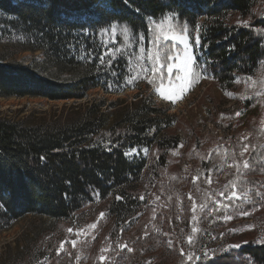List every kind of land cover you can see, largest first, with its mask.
Listing matches in <instances>:
<instances>
[{"label":"trees","instance_id":"obj_1","mask_svg":"<svg viewBox=\"0 0 264 264\" xmlns=\"http://www.w3.org/2000/svg\"><path fill=\"white\" fill-rule=\"evenodd\" d=\"M262 1L108 0L110 9L104 11L93 8L96 0H0V97L72 101L20 119L0 117V235L31 218L21 234L22 243L7 244L0 252V264H64L62 259L68 255L73 264H84L74 262L70 244L64 245L69 254L57 255L56 249L61 241L71 239L68 228L88 223V208L109 210L96 223L101 233L98 241L103 244L124 242L135 247L155 235L151 227L159 219L163 230L172 233L174 209L178 201L186 205L187 187L177 180L179 169L172 171L174 176L167 172L170 154L180 145L179 134L171 130L176 115L155 105L142 91L143 85L154 88L161 83L149 71H140L150 63L148 50L155 51L154 22L172 12L179 30L187 26L197 68L206 69L224 96L241 104L239 113L247 114L237 119L243 120L264 104V11L257 9ZM110 24L116 25L114 35L102 31ZM124 26L130 30L127 39ZM197 31L198 46L194 43ZM113 47L124 50L113 53L111 64L107 57L101 63L98 57ZM165 48L173 56L177 51L172 43ZM26 52L32 56L18 58ZM237 85L242 90L235 93ZM94 89L105 95L139 92L131 101L95 97L78 101ZM236 109L227 108L221 116L230 120ZM246 125L249 132L242 140L226 135L201 152L186 174L189 186H195L194 175L201 182V175L211 170V180L219 178L213 190L221 192L236 180L241 190L248 189L253 196L257 191L264 193V129ZM245 145L243 156L251 168L241 167L240 175H229L226 165L239 157ZM132 146L147 149V157L129 159L124 153ZM158 183L162 194H167L163 199L170 206L168 211L153 220L145 212L130 216L124 211L131 205H146V196L159 188ZM57 228L63 236L56 233ZM150 245L142 256L155 254L157 247ZM136 255L123 250L111 264L127 260L144 264L137 262ZM184 261L179 256L175 263ZM220 261L264 264V243L231 249L206 264Z\"/></svg>","mask_w":264,"mask_h":264},{"label":"rangeland","instance_id":"obj_2","mask_svg":"<svg viewBox=\"0 0 264 264\" xmlns=\"http://www.w3.org/2000/svg\"><path fill=\"white\" fill-rule=\"evenodd\" d=\"M257 9L264 11V0L260 6L257 7ZM162 21L164 31H167L169 26H171L177 33L181 32V30L174 25L173 20L165 21L162 17L154 22L157 34L159 33L157 32L156 24L161 23ZM186 35L189 36L187 33ZM196 45L198 46V44ZM175 46H177V51L174 56L182 57L184 53L183 46L179 44ZM188 50L194 55L196 62V48L191 43V40ZM31 56L32 55L30 53L26 52L18 56V58H30ZM201 70V68H196L197 72H200ZM164 86H168V80L164 83ZM240 89L241 87L237 85L234 92L237 93ZM142 91H144V96H150L152 98L155 105L162 106L163 108L168 109L169 114L176 115V124L171 130L179 134L180 145L176 151H172L170 154L167 172L172 176V171L176 169L180 170L181 176L177 180L183 185L186 184L187 202L186 205H182L179 201L176 204L174 209L175 219L172 233L163 230V224L159 219L154 223L155 225L153 224L151 227L156 229V231H154L155 235H149V239L139 241L135 245L136 248L130 247L133 249L132 252H128L127 248H125V252L133 255L138 253V255H136V257H138L137 262H142L144 264H176L175 262L179 256L185 259L183 264H206L213 259V256L216 257L221 254L224 255L231 249H237L231 248L226 251L230 245L240 244V247H242L248 244H262L261 241H264L263 195L253 196L248 193V199L251 201L250 203L232 201V207L227 210L223 208L215 210V201L220 199V197L219 191L213 190V188L216 186L215 183L218 182L219 178H215V181H213L211 180L212 176L210 173L205 176L202 174L200 177V180H202L201 182H198V178L195 186H189L188 182H186V174L189 173L190 167L196 163V159L203 155L201 152L210 149V147L217 144V141L222 137L226 135L231 136V134H233L242 140L247 132H249V129L247 127V129L245 128V126H247L246 123H248V126L250 124H254L257 127L264 129V104H258L252 110L253 112L251 114L245 116V119H237L238 116L236 113L241 109V104L234 103V100L226 98L219 86L207 74H204L198 82L192 83L190 89L182 95V98L176 100L175 102L168 101L161 97L155 91V87L147 88L143 85ZM138 92V89H134L120 94L105 95L101 92V90L94 89L88 93L86 98L78 101L84 102L86 99L93 97L107 98L109 101H114L116 99L131 101L133 96ZM71 102V100L49 101L44 98L35 97H0V117L20 119L31 112H48L51 109L60 108L63 104ZM236 106L237 111L234 113L232 119L227 120L224 119L225 117L221 116V113L224 110H227V108L232 110ZM246 114L244 110V112L239 116L242 117ZM241 123H244L245 125ZM242 152H245V148L241 151V153ZM241 153L238 158H235V160L231 161L230 164L226 165L225 172L229 173V175L234 176L238 173L237 166L239 167V170L241 167H244L243 165L246 158L241 155ZM147 155V152L145 153L144 151H139L137 154L127 157L129 159H144ZM226 173L222 175L221 178H224ZM193 177L196 176L194 175ZM158 184L159 188H156L152 195L149 194L146 196V205H131L124 211L129 212L130 216H135L145 212L146 215H148V220H153L157 214H162L165 210L168 211L170 206L168 204L166 205L165 200L163 199L167 196V194L165 196L162 194L163 187H161L160 183ZM191 188L192 192L190 191ZM230 190V188H227L223 191L227 193ZM236 191L238 194L243 195L244 191L238 187V183ZM171 194L179 196L176 194V191H172ZM189 194H191L192 200L189 199ZM193 200L197 205L195 212L197 221L195 222L191 220L193 215V212L191 211ZM223 203H228V201L224 200ZM201 204L206 205V207L201 209ZM106 211L108 212L109 210H98L95 208H90L89 210L88 208L85 211L88 213L86 216L88 217L86 219L88 223L82 225V227L73 228L75 230H83L80 232V235L77 236L75 232L68 233L66 231V234L71 237L70 240H77L75 247H72L71 244L68 247V249L70 248V250H74V262L82 261L84 264H94L97 262L101 264L99 261V256L101 254L113 259V257L119 252H122L118 247V242L114 243L113 241H109L108 244H103L98 241L101 233L97 230V226L95 229H86L85 227L86 225L97 223L98 219L101 218L100 213L103 212L105 214L104 216H106ZM241 211L248 212L249 214L241 215ZM228 215L232 216V219L224 218ZM104 216L102 218H104ZM94 217H96L95 220L92 219ZM30 221L31 218L22 219L9 230L1 233L0 252L5 249L7 244L14 246L16 241H20L19 243H22V239L20 240L21 234L27 229L26 227ZM192 227H197L198 231L196 233H192ZM60 229L57 228L56 233L62 235ZM146 232L147 231L145 229L143 231V235ZM158 233L161 235L159 236ZM189 235L193 237L191 244H189L187 240ZM213 237H215V239H213ZM245 241H247V243H245ZM169 242L172 243V247H169ZM150 244L155 245L157 247V251L154 255L147 254L142 256L143 252L151 246ZM102 248H110L111 250L107 253H101ZM181 248H183L185 255H181ZM68 249L64 246L62 252H67L69 254L71 251L69 252ZM166 250H169L171 253ZM187 253L193 254V259L191 261L188 260L186 255ZM204 253H207V256H205ZM77 256H79L80 259H77ZM195 257H200V259L197 260ZM68 258L71 259V256L68 255ZM68 258L63 257L62 260H66L64 264H73L71 260H68ZM107 262L108 260L106 259L103 264H107ZM124 264L130 263L127 260ZM219 264H222L221 261Z\"/></svg>","mask_w":264,"mask_h":264},{"label":"snow or ice","instance_id":"obj_3","mask_svg":"<svg viewBox=\"0 0 264 264\" xmlns=\"http://www.w3.org/2000/svg\"><path fill=\"white\" fill-rule=\"evenodd\" d=\"M125 2H127V0H125ZM94 9H102L104 11H107L110 9V4L108 3V0H96V3L93 5ZM134 11H136L137 13L139 12V9H134ZM178 15V14H176ZM175 18L174 14L172 12H169L167 14H165V16L163 17V20L165 21H171ZM247 23V22H244ZM199 28V25H197V29ZM156 29L157 32L159 33L158 35H156L154 37V47H155V51L153 50H148V55H147V59L150 62L146 67H142L140 69V71H149L152 76H157L159 77V79L161 80L160 86L159 87H155V91L164 99L168 100V101H172L175 102L178 99L182 98V95L188 91L191 87V84L194 82H198V80L204 76L206 69L201 70L200 72L196 71V68L198 67L196 62H195V57L194 55L189 52V47H190V38L189 36L186 35V33L188 32L187 26H185L184 28L181 29L180 33H177L171 26H169L167 31L163 30V21L161 23L156 24ZM103 32L107 33L109 31H111L113 33V35L115 34L116 31V25L115 24H110V28H104L102 30ZM122 31L125 35V38H129V29L127 26H124L122 28ZM200 42V34L197 31V34L195 36L194 39V43L199 44ZM172 43L174 46L179 44L182 45L184 48V53L183 56H173L170 53V49L165 48V45ZM161 49H163V52L161 51ZM123 48H106L102 54L100 55V57H98V59H100L101 63H103L105 61V58L107 57L108 60L107 62L109 64L112 63V57H113V53L115 51H123ZM139 51L143 52L144 49H139ZM163 61V62H162ZM115 74V73H113ZM165 76H167V80H168V86L165 87L164 86V79ZM131 79V75L129 77ZM145 79H148V82L150 84H154V80L149 78L148 76H145ZM231 95V94H229ZM256 95H260L259 92L256 93ZM243 99H248L249 97H242ZM241 113L237 112L236 115L239 116ZM222 116L224 115L223 113L221 114ZM247 145H245V150H247ZM139 151H144L145 153L147 152V149H138L135 146L130 147L128 152H125V156H130V155H135L137 154ZM253 151H255V149H253ZM241 155H243V152L241 153ZM41 159H44L43 157H41ZM244 169H250L251 168V164L249 161H244ZM238 168V175H240L239 173V167ZM211 170H209L210 173ZM198 179V177H193V181L195 182V180ZM210 182V181H209ZM243 183H247V181H244ZM226 189L231 187V190L227 193H225L224 191L219 192V197L220 199L215 201L216 204V209L215 210H219L221 208L227 210L228 208L232 207V201H241L244 203H250L251 201L248 199V189H244L243 195H240L237 193L236 188H237V183L236 181H230L228 185L224 186ZM257 196H261L264 195V193H261L259 191L256 192ZM117 199H123L122 196H118ZM140 199H144L143 196L140 197ZM189 199L192 200V196L191 194H189ZM224 200H227L228 203H223ZM206 205L201 204L200 208L203 209L205 208ZM197 209V205L195 203V201H192V207H191V211L193 212V215L191 217V220L193 222L197 221V216L195 215ZM241 215H248V212L245 211H241L240 212ZM105 214L102 212L100 213V216L103 217ZM225 219H232V216L228 215L224 217ZM96 223H92L89 225H86V229H95L96 228ZM83 230H75L73 228H68L67 232L68 233H74L79 236L80 232ZM192 233H196L198 231L197 227H192L191 229ZM223 235V234H221ZM94 239V237H93ZM213 239H215V237H213ZM187 240L189 242V244L192 243L193 237L191 235H189L187 237ZM245 243H247V241H245ZM261 243H264V241H261ZM65 244H71L72 247H75L77 244V240L76 239H72V240H64L60 242V247L56 249V254L59 255L63 249H64V245ZM241 245L240 244H235V245H230L228 246L227 250H230L231 248H239ZM118 247L120 248L121 251H123L125 248H127L128 252H132L133 249L128 247L126 243L124 244H118ZM169 247H172V243L169 242ZM111 249H101V253H107L109 252ZM181 255H185L183 248L180 249ZM188 257V260L191 261L193 259V254L192 253H187L186 254ZM205 256H207V253H204ZM77 259H80L79 256L76 257ZM213 259L215 258L214 256L212 257ZM108 260V264H111V258L110 257H106V255L101 254L99 256V261L101 262V264H103V262L105 260ZM195 259L199 260L200 257H195Z\"/></svg>","mask_w":264,"mask_h":264}]
</instances>
